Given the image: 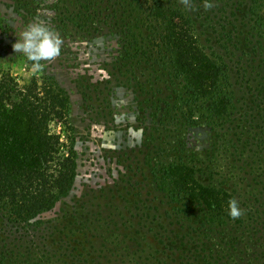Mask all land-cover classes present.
<instances>
[{"label": "rangeland", "instance_id": "1", "mask_svg": "<svg viewBox=\"0 0 264 264\" xmlns=\"http://www.w3.org/2000/svg\"><path fill=\"white\" fill-rule=\"evenodd\" d=\"M156 1L0 0V77L10 74L21 86L36 80L68 98L66 119L50 130L74 149L76 178L68 195L35 219L43 243L58 248L50 264H167L177 254L168 248L173 235L198 247L219 244L203 238L193 219H182L180 204L149 192L157 186L150 162L162 172L176 157L202 184L226 189L239 202L245 215L233 220L232 231L246 248L264 239V0H209L215 6L207 11L205 0H192V10L180 0H160L159 9ZM172 9L220 65V92L231 100L226 111L215 113L204 99L171 102L175 93L157 64L172 70L162 39ZM35 21L63 39L61 55L43 62V71L12 47ZM242 146L248 161L239 158ZM0 221V233L24 235L6 208Z\"/></svg>", "mask_w": 264, "mask_h": 264}, {"label": "trees", "instance_id": "2", "mask_svg": "<svg viewBox=\"0 0 264 264\" xmlns=\"http://www.w3.org/2000/svg\"><path fill=\"white\" fill-rule=\"evenodd\" d=\"M126 1L132 0H123ZM158 1L155 6L160 9L162 4ZM117 5L121 8L119 3ZM127 7L131 8V3H127ZM123 12L127 10L124 8ZM163 19L170 28L162 39L166 41L163 48L170 55L172 70L168 72L159 64L157 68L175 93L171 102L176 103L178 96L184 97L183 105L204 99V104L215 113L226 111L231 100L220 92V65L199 48L191 24L181 11L172 9L168 18ZM128 28L131 31L124 32L133 39L135 28ZM132 42L131 47L137 49ZM158 102L165 109L168 107L167 103ZM68 106L65 95L52 87L39 88L36 80L21 86L10 74L0 77V207L6 208L24 230V235L17 237L0 233V264H50L51 257L58 251L57 247L50 248L43 243L45 238L40 235L35 219L67 196L76 178L74 149L50 130L52 122L66 119ZM189 116L195 119L199 115L190 113ZM244 148L242 146L239 158L248 161L251 157ZM211 153L204 152L207 157ZM174 160L176 162L168 164L162 172L155 162H150L149 178L151 184H157L149 190L150 194L153 198L158 195L161 202L167 199L172 205L180 204L182 219H193L192 224L204 230L203 238L215 239L219 244L207 245L202 241L198 247L191 239L189 241L190 237L173 235L168 248L177 254L172 252L167 264H264V239H255L249 244V248L252 247L249 250L232 231L234 221L228 215V201L233 195L226 189L202 184L192 166L180 163L178 157ZM160 173L165 184L158 180ZM206 215L210 217L207 219ZM219 217L225 221H219ZM3 224L0 221V228L5 230ZM83 228L86 223L80 230ZM37 230L39 235H33ZM156 241L161 244L160 240Z\"/></svg>", "mask_w": 264, "mask_h": 264}, {"label": "clouds", "instance_id": "3", "mask_svg": "<svg viewBox=\"0 0 264 264\" xmlns=\"http://www.w3.org/2000/svg\"><path fill=\"white\" fill-rule=\"evenodd\" d=\"M185 8L192 10V0H180ZM215 5L205 0L203 8L210 10ZM63 39L59 32L49 28L40 21L29 23L19 34L17 42L13 44V50L22 54L32 62V67L37 71H43V62L54 61L61 55ZM228 215L230 219L237 220L245 215V210L239 206V202L232 198L228 201Z\"/></svg>", "mask_w": 264, "mask_h": 264}]
</instances>
